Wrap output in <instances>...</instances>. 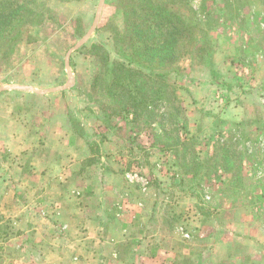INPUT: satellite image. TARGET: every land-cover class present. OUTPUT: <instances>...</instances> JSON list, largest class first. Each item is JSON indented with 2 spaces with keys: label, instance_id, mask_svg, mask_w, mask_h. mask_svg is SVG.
Here are the masks:
<instances>
[{
  "label": "rangeland",
  "instance_id": "1",
  "mask_svg": "<svg viewBox=\"0 0 264 264\" xmlns=\"http://www.w3.org/2000/svg\"><path fill=\"white\" fill-rule=\"evenodd\" d=\"M99 1L45 0L50 16L0 62V264H264V0H205L208 50L170 71L190 173L92 87L93 43L123 60L110 0L80 44Z\"/></svg>",
  "mask_w": 264,
  "mask_h": 264
},
{
  "label": "trees",
  "instance_id": "2",
  "mask_svg": "<svg viewBox=\"0 0 264 264\" xmlns=\"http://www.w3.org/2000/svg\"><path fill=\"white\" fill-rule=\"evenodd\" d=\"M110 1L123 17L120 25L107 22L114 50L123 60L110 61L108 52L103 54L93 43L90 52L99 59L102 70L95 74L92 87L114 105L115 114L143 122L158 143L175 152L179 167L190 173L199 161L187 136L183 105L168 76L185 56L201 57L208 50L206 29L210 23L204 13L205 0L199 9L192 6V0ZM51 12L45 0H0V62L20 42L30 41L31 27ZM103 71L111 75L109 84L104 82ZM223 145V166L230 169L239 161V152L231 143Z\"/></svg>",
  "mask_w": 264,
  "mask_h": 264
},
{
  "label": "water",
  "instance_id": "3",
  "mask_svg": "<svg viewBox=\"0 0 264 264\" xmlns=\"http://www.w3.org/2000/svg\"><path fill=\"white\" fill-rule=\"evenodd\" d=\"M104 1H105V0H100V1H99L98 7H97V10H96V15H95V18H94V21H93V24H92V26H91L89 32H88V33L82 38L80 44L83 43L84 41H86V40L88 39V37H89V35H90L92 29H93L94 26L97 24L98 19H99L100 15H101V12H102V7H103V4H104ZM60 88H62V87H60ZM1 89H2V88H0V90H1ZM38 93H41V92H38Z\"/></svg>",
  "mask_w": 264,
  "mask_h": 264
}]
</instances>
